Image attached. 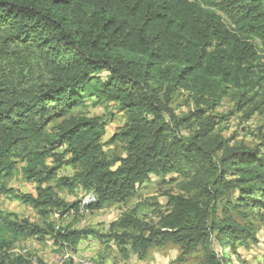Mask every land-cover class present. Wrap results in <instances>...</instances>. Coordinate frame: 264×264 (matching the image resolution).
<instances>
[{
	"label": "trees",
	"instance_id": "16d2710c",
	"mask_svg": "<svg viewBox=\"0 0 264 264\" xmlns=\"http://www.w3.org/2000/svg\"><path fill=\"white\" fill-rule=\"evenodd\" d=\"M175 94L190 104L182 114ZM87 98L125 115L111 140L126 156L104 155L100 118H67ZM226 98L243 121L264 111V0H0V196L41 216L79 210L55 186L92 193L84 208L98 210L131 199L151 175L181 178L157 225L129 211L111 237L141 258L169 243L178 261L198 249L201 264H238L232 256L256 241L254 219L264 217V134L251 147L230 144L228 116L214 112ZM18 163L34 193L5 185ZM11 215L0 207V264H46L7 253L43 232ZM50 228L59 242L86 234Z\"/></svg>",
	"mask_w": 264,
	"mask_h": 264
},
{
	"label": "rangeland",
	"instance_id": "374dc122",
	"mask_svg": "<svg viewBox=\"0 0 264 264\" xmlns=\"http://www.w3.org/2000/svg\"><path fill=\"white\" fill-rule=\"evenodd\" d=\"M102 75L104 76V74ZM92 101L93 99L87 98L85 105L82 104L72 108L66 115L67 118L79 116L100 118L103 127L101 141L104 144V155L109 160L116 156H126L124 143L121 140L114 142L111 140L114 133L123 129L126 123L125 115L118 111L113 102L96 103ZM171 106L175 113L182 114L189 109L190 104L185 102L183 95L175 94ZM233 108V99L226 98L214 110L217 114L228 116V119L221 123V126H224L221 131L224 137H232L230 144L243 143L250 147L258 144L264 134V111L255 112L250 120L243 121L241 112L230 113ZM61 122L62 119L52 121L46 127V132L48 134L54 133ZM21 166L22 163H18L13 173L5 179L4 183L7 187H12L18 192L34 193L35 184L27 182L22 177ZM74 172L75 168L72 166H65L60 171L63 176L68 177H71ZM170 177L162 178L151 175L148 181L136 189L131 199L125 201L115 200L98 210L85 209L81 204L76 212H67L57 216L52 212L46 216H41L32 206L30 207L3 195L0 196V207L4 212L12 213V218L26 220L31 225L34 223L39 226L43 232L40 233V238L35 243L28 241L30 248L27 254L40 257L49 264H59L70 260L71 264H81L80 258H90L93 264H201L203 254L198 249L183 260L178 261L181 255L178 245L167 243L159 246L153 244L147 250L146 256L141 258L131 250L129 244L121 245L115 235L111 237L114 232L110 227L111 224L118 220L123 213L129 211H133V214L142 223H147L152 227L158 224L160 216L168 206L169 195L178 194L182 186L181 178L171 181ZM51 184L54 185L55 181ZM54 191L68 203L82 202L85 198L79 188L69 192L67 189L55 186ZM235 216L241 220L237 214ZM53 224L59 226L60 230L64 228L76 231L84 230L86 234L78 241H73V243L70 240L59 242L58 237L53 236L50 228L53 227ZM254 224L256 226V241L249 243L246 249L237 247V255L232 256V259L238 264H264V217L261 220L254 219ZM115 232L118 234L119 230ZM24 241L25 239L18 241L16 244L20 245ZM213 250H219V246L214 244ZM239 257L243 263L238 261Z\"/></svg>",
	"mask_w": 264,
	"mask_h": 264
},
{
	"label": "built area",
	"instance_id": "2783aa9c",
	"mask_svg": "<svg viewBox=\"0 0 264 264\" xmlns=\"http://www.w3.org/2000/svg\"><path fill=\"white\" fill-rule=\"evenodd\" d=\"M84 196H85V198L81 202L82 207H84V205H86L88 203H91L92 201L95 200V196H93L92 193L91 194H86ZM54 215L57 216L58 214L54 213ZM58 227L59 226H56L55 228H58ZM29 238L30 237H28L27 240L25 239L24 242H21L20 245L19 244L18 245L15 244L14 246H12V248L7 253L10 254V255L14 254V255L29 256V258L32 259V262H35L37 257L34 256V255L30 256L29 254H27L28 251H29V248H30V244L28 243V241L35 243V241H37L38 237L35 234H33L31 236V238L30 239ZM64 259L66 260V257ZM67 259H69V258H67ZM80 262H81V264H93V262H92V260L90 258H80ZM46 264H49V263L46 262ZM59 264H63V263L61 262Z\"/></svg>",
	"mask_w": 264,
	"mask_h": 264
}]
</instances>
